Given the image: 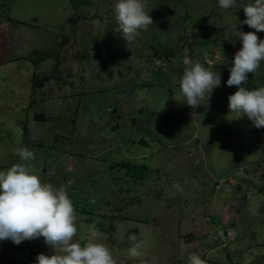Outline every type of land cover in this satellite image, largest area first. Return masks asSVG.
Segmentation results:
<instances>
[{
	"label": "rangeland",
	"instance_id": "374dc122",
	"mask_svg": "<svg viewBox=\"0 0 264 264\" xmlns=\"http://www.w3.org/2000/svg\"><path fill=\"white\" fill-rule=\"evenodd\" d=\"M117 2L0 0V171L31 150L32 173L67 188L74 240L106 245L117 264H264V127L229 112L226 84L236 26L264 40L238 24L254 0H145L153 24L130 42ZM165 48L176 54L156 55ZM196 61L221 85L194 110L179 80ZM245 86H264V61ZM39 254H54L43 237L0 241V264Z\"/></svg>",
	"mask_w": 264,
	"mask_h": 264
},
{
	"label": "clouds",
	"instance_id": "9594fccd",
	"mask_svg": "<svg viewBox=\"0 0 264 264\" xmlns=\"http://www.w3.org/2000/svg\"><path fill=\"white\" fill-rule=\"evenodd\" d=\"M218 5L225 10L231 9L236 0H218ZM146 7L145 0H118L114 5L115 18L125 41L134 40L141 30L153 24ZM243 9L246 19L238 24H246L256 32L264 31V0H254ZM233 38L239 40L242 47L234 55L226 81L228 87L237 88L228 97L229 112L236 113L239 118L246 116L254 127L261 128L264 127V86L249 90L245 85L249 74H254L264 61V40L255 32L238 31L237 26ZM220 85V73L196 61L185 68L179 80V91L183 102L195 110L206 97L209 101L213 90ZM15 154L19 162L0 171V241L11 240L19 245L25 240L43 237L54 254H39L37 264H117L106 245L92 240L82 245L74 240L78 231L77 214L67 188L42 183L32 173L29 162L35 155L31 150L17 148ZM91 235L95 237L96 232ZM129 239L135 242L128 249L129 256L140 257L143 243L136 241L135 236ZM189 264H204V261L193 254Z\"/></svg>",
	"mask_w": 264,
	"mask_h": 264
},
{
	"label": "trees",
	"instance_id": "16d2710c",
	"mask_svg": "<svg viewBox=\"0 0 264 264\" xmlns=\"http://www.w3.org/2000/svg\"><path fill=\"white\" fill-rule=\"evenodd\" d=\"M207 19H208V16L204 15L199 21L196 22V25H198V26L205 25L207 23ZM262 37H264V34H262ZM165 49H167V50H163V51L158 50L156 55H160V56H174L176 54V50L171 51L168 48H165ZM42 84H43L42 80H39V81L35 82V85H42ZM39 117H44V116L43 115H39ZM118 165L121 166V167H126L128 169V171L132 170V166H131L130 162L120 161L118 163ZM4 264H21V263H18V261H15V260L14 261L13 260H9V261H6Z\"/></svg>",
	"mask_w": 264,
	"mask_h": 264
}]
</instances>
